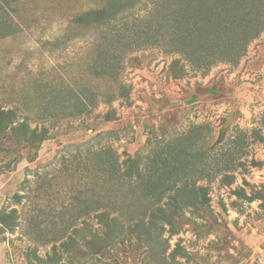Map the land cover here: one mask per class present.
<instances>
[{"label": "rangeland", "instance_id": "rangeland-1", "mask_svg": "<svg viewBox=\"0 0 264 264\" xmlns=\"http://www.w3.org/2000/svg\"><path fill=\"white\" fill-rule=\"evenodd\" d=\"M120 1L0 0V109L49 134L37 151L16 139L0 151V209H16L12 228L0 224V264H264V209L233 193L264 185L253 164L264 162V29L237 62L197 64L195 43L174 33L180 0L79 22ZM163 148L203 152L213 166L234 158L231 186L224 171L189 175L210 202L170 209L174 227L158 215L171 193L154 184L164 169L148 158ZM137 154L144 179L121 175Z\"/></svg>", "mask_w": 264, "mask_h": 264}, {"label": "trees", "instance_id": "trees-1", "mask_svg": "<svg viewBox=\"0 0 264 264\" xmlns=\"http://www.w3.org/2000/svg\"><path fill=\"white\" fill-rule=\"evenodd\" d=\"M135 3H137V0H121L114 8L108 10L102 9L98 12H90L81 16L79 22L102 24L107 18H111L119 12L128 9L135 5ZM180 3V5L177 4L178 7L176 6L171 10L173 18L177 21L174 24V30H176L174 33H176L177 40L180 43H195L196 48H193V52H197L198 58H194L193 60L197 64L199 62L202 63V61L204 64H207L204 61L206 58H208L209 64L217 60H235L237 62L246 50L249 42L258 37L264 29V0H180ZM202 57L206 58L203 60ZM174 70L178 71L176 74L173 73L174 77L180 78L181 75H184L185 70L183 67H176ZM16 113L14 109H0V151H4L6 142L10 139H16L19 143H28L37 151L41 143L48 138V130L44 127L40 131L37 128L31 129L26 122L16 125L14 123L17 118ZM226 130L225 128H221L218 137L219 142L225 138ZM255 130L253 131L255 132ZM241 133L238 139L233 141L234 147L238 148L239 151H242L248 136L245 132L241 131ZM256 134L260 138V141H264V136H261L258 132ZM190 136L199 137L200 133ZM179 142L186 143L182 140ZM172 149L163 148L153 153V156L151 154L148 155V158L154 165L161 166L164 169V172L156 178L154 184L157 183L155 186L162 187V192H158V194L161 193L160 197L167 191L171 193L169 194L168 208L160 207L158 215H161L160 217L165 223L171 224L174 227L175 224L172 223L173 215L170 209L177 210L180 213L187 206H207L210 202L208 188L196 186L197 181L193 186H189V175L195 174L196 180L212 171L214 173L224 171L222 176L223 183L229 186L235 182L236 175L228 172L233 169L232 162H234V158L229 152L224 153L221 162L213 166L211 165L210 158L203 152H193L183 148ZM170 156L175 159H169ZM140 157L137 154L132 160V165L121 175H136L140 180L144 179L138 167ZM192 161H197L198 166L191 167ZM170 164L173 167H170V171H168ZM253 164L255 166H262L264 162L253 160ZM112 168L110 170L111 173L118 177L119 169ZM245 185H249L246 180ZM233 193L237 198L247 199L250 202L259 200V205L264 209V185L251 188V192L247 191L246 186H240ZM200 195H202V199H199ZM16 197L20 200L22 196L17 195ZM13 213H16L15 208H12L10 212L0 209V224L6 228H12L15 225V216L12 217ZM104 216L108 217L106 214ZM110 222L108 220V227L111 226ZM108 229L109 233L105 234V236L111 237V227ZM174 233L175 230L173 228L171 229V234ZM108 237H105L104 242L101 240L100 243L103 244L97 247L96 251H100L106 246L110 240ZM179 249L180 242L174 248L173 255H183L179 252Z\"/></svg>", "mask_w": 264, "mask_h": 264}]
</instances>
